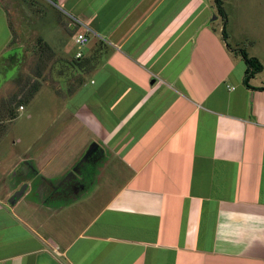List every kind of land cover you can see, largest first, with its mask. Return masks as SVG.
Here are the masks:
<instances>
[{
    "label": "crops",
    "instance_id": "crops-1",
    "mask_svg": "<svg viewBox=\"0 0 264 264\" xmlns=\"http://www.w3.org/2000/svg\"><path fill=\"white\" fill-rule=\"evenodd\" d=\"M223 3L227 38L213 0H0V63L18 52L65 115L0 163V264H264V0ZM238 50L263 64L248 84ZM58 139L97 144L108 197H51Z\"/></svg>",
    "mask_w": 264,
    "mask_h": 264
},
{
    "label": "rangeland",
    "instance_id": "rangeland-1",
    "mask_svg": "<svg viewBox=\"0 0 264 264\" xmlns=\"http://www.w3.org/2000/svg\"><path fill=\"white\" fill-rule=\"evenodd\" d=\"M253 2L255 3L256 0H253ZM222 21V18H219L215 22L221 24ZM16 54L19 53L11 52L8 56L5 54L3 56L5 60L0 63V85H2L0 90V163L7 164L17 158H37V147L40 144L48 143V140L57 135L62 126L65 125L63 119L65 115L60 112L62 111L60 107L64 102L58 100L57 94L52 91V88L55 89L53 83L50 82V88L41 81L37 83L34 66H19V57L10 60ZM12 63L16 64L12 65ZM23 95L28 99L30 98V101L24 98ZM20 99L24 103L23 111H20L18 103ZM12 112L14 115L11 114ZM78 133L77 130L76 134ZM72 145H74V141L64 143L60 139L54 144L56 150L53 158H58L59 169L67 170V167L70 166L65 178L56 182V185L59 186L58 190H65L70 194V189L75 188L74 194L81 195L95 186V188L101 189L100 198L108 197L111 187L115 185L111 184L110 186L108 184L105 187L107 190L103 191V180L100 174L102 159L98 157L88 158L85 162L84 157L87 151L83 155L81 153L74 154L75 151L73 150L77 148H73L71 152H68ZM43 158L51 157L46 155ZM65 158L72 159L65 162ZM19 171L20 169L17 172L19 173ZM20 173L22 172L20 171ZM85 174L86 177H84ZM34 197H37L36 193ZM51 197H54V195L52 194Z\"/></svg>",
    "mask_w": 264,
    "mask_h": 264
},
{
    "label": "trees",
    "instance_id": "trees-1",
    "mask_svg": "<svg viewBox=\"0 0 264 264\" xmlns=\"http://www.w3.org/2000/svg\"><path fill=\"white\" fill-rule=\"evenodd\" d=\"M213 2H214V5L217 9L218 15L223 20V25H224L223 35L225 38H227L228 14L224 8L223 0H213ZM238 51H239V54L242 56L246 66H247L245 82L248 84L249 79L255 77L257 74H259L263 71V64L260 62V60L258 58L250 56L246 51H244V50H238ZM15 58H17V55H15L12 59H15ZM19 81H20V79H19ZM33 89L35 92V86ZM261 89H263V88H261ZM24 98H26L28 101H30V98L28 99L25 96H24ZM18 103H19V107H21V106L24 107L23 100L20 99V102H18ZM11 114L14 115L13 112Z\"/></svg>",
    "mask_w": 264,
    "mask_h": 264
},
{
    "label": "water",
    "instance_id": "water-1",
    "mask_svg": "<svg viewBox=\"0 0 264 264\" xmlns=\"http://www.w3.org/2000/svg\"><path fill=\"white\" fill-rule=\"evenodd\" d=\"M214 19H217L216 17H214ZM97 147V144H93L88 151L85 154V159L84 161H86L95 151ZM73 175V174H72ZM29 185L28 184H24L19 190H17L11 197V199L9 200V203L11 205H15L22 197L23 195L26 193L27 189H28Z\"/></svg>",
    "mask_w": 264,
    "mask_h": 264
},
{
    "label": "built area",
    "instance_id": "built-area-1",
    "mask_svg": "<svg viewBox=\"0 0 264 264\" xmlns=\"http://www.w3.org/2000/svg\"><path fill=\"white\" fill-rule=\"evenodd\" d=\"M88 42H89V37L85 34H80L76 38V44L79 49H82ZM81 55H82L81 52H79L77 54V57H81ZM23 110H24V107L21 106L20 111H23Z\"/></svg>",
    "mask_w": 264,
    "mask_h": 264
},
{
    "label": "flooded vegetation",
    "instance_id": "flooded-vegetation-1",
    "mask_svg": "<svg viewBox=\"0 0 264 264\" xmlns=\"http://www.w3.org/2000/svg\"><path fill=\"white\" fill-rule=\"evenodd\" d=\"M95 157H96V158L99 157L98 154H97L96 156L93 155L92 157H89V158H95ZM20 171H21V170H20ZM20 171H19V173H20ZM20 174H21V173H20ZM22 186H23V185H22ZM22 186H21V187H22ZM21 187H20V188H21ZM20 188H19V189H20ZM52 194L54 195V197H55V196H56V197H61V198H69V197H70V194H68L65 190H63V191H59V190H58V191H56V192H54V193H51V195H52Z\"/></svg>",
    "mask_w": 264,
    "mask_h": 264
}]
</instances>
